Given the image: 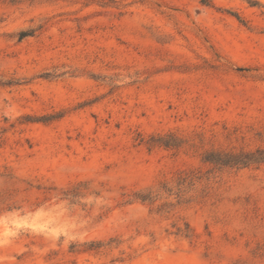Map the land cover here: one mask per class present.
Listing matches in <instances>:
<instances>
[{"label": "rangeland", "instance_id": "1", "mask_svg": "<svg viewBox=\"0 0 264 264\" xmlns=\"http://www.w3.org/2000/svg\"><path fill=\"white\" fill-rule=\"evenodd\" d=\"M0 264H264V0H0Z\"/></svg>", "mask_w": 264, "mask_h": 264}, {"label": "trees", "instance_id": "2", "mask_svg": "<svg viewBox=\"0 0 264 264\" xmlns=\"http://www.w3.org/2000/svg\"><path fill=\"white\" fill-rule=\"evenodd\" d=\"M206 2H207V0H202V3H206ZM237 163H240V162H237ZM225 164H227V162H225ZM234 164H236V162H234Z\"/></svg>", "mask_w": 264, "mask_h": 264}]
</instances>
